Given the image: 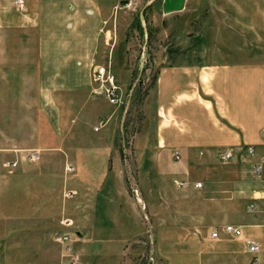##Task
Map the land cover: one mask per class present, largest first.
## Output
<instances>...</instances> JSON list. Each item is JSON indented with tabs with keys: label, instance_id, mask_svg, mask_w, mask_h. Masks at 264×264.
I'll return each mask as SVG.
<instances>
[{
	"label": "crops",
	"instance_id": "crops-1",
	"mask_svg": "<svg viewBox=\"0 0 264 264\" xmlns=\"http://www.w3.org/2000/svg\"><path fill=\"white\" fill-rule=\"evenodd\" d=\"M119 1L23 0L21 9L13 7L18 12L6 17L33 48H0V67L19 78L15 86L35 89V121L40 123L31 125L27 136L20 120L0 141V163H17L11 173L0 168V264H41L49 244L59 246L50 238L62 232L73 237L78 264L123 263L125 210L136 214L137 222L143 197L134 189L125 197L122 172L108 175L104 159L86 155L107 151L108 144L64 142L77 122L88 133L107 132L116 119L120 105L91 91L90 70L100 64L99 38L110 31L106 25L114 22ZM158 18L162 44L152 83V141L145 149L155 153L149 167L161 175L155 172L148 179L153 184L149 200L155 199L156 184L169 180L173 152L179 154L180 171L170 180L178 188H198L193 184L199 179L206 191H218L223 182L233 183L245 173L249 177L239 197L247 200L245 208L234 210L237 224L221 214L220 197L186 193L195 207L178 210L177 221L152 229L161 258L155 261L247 264L245 242L252 240L264 264V0H159ZM28 72L33 74L29 85ZM7 75L2 86H7ZM20 104L27 106L26 98ZM100 119L104 123L93 130ZM28 150L39 158L27 159ZM224 150L231 156L221 161L217 153ZM64 163L73 171L65 172ZM252 164L262 167L260 177L250 173ZM108 185L115 191L109 192ZM64 188L73 194L63 197ZM249 203L255 205L252 211L246 210ZM217 223L236 225L240 233L220 228L211 237L215 228L210 227Z\"/></svg>",
	"mask_w": 264,
	"mask_h": 264
},
{
	"label": "rangeland",
	"instance_id": "rangeland-1",
	"mask_svg": "<svg viewBox=\"0 0 264 264\" xmlns=\"http://www.w3.org/2000/svg\"><path fill=\"white\" fill-rule=\"evenodd\" d=\"M9 2L10 0H0V48H33V44H26L17 28H12L6 23L7 16L18 12ZM158 9L159 0H120L118 2L115 20L106 25L110 31L101 33L97 50V63H108L117 84L120 86L121 103L117 104L120 106L117 110L116 119L109 124L107 132L105 130L98 132L91 130V133H88L85 128L78 126L77 122L76 127L64 136V142L69 144H91L95 146L108 144L107 151H91L86 155H89V159L93 161L104 159L109 171L108 175H115L116 173L119 176L122 172L125 197L133 193L132 189L143 197L144 205H140V219L137 222V215L134 214L132 217L125 210L127 248L124 249V254L121 256V259L124 260L120 264H162L161 260L155 261V259L161 258L153 247L152 229L153 227L159 228L163 223L177 221L180 218L178 210L195 207L194 202L186 201L187 196L185 194L189 191L208 196L214 194L215 197H220L221 214L226 213L227 218L234 224L239 221L234 210H244L247 201L239 198L244 191L243 182L245 178L249 177L246 173L240 178H236L233 183L223 182L218 191L215 189L214 191H206L203 184L195 189H182L172 185L170 179L179 177L180 171L178 159L172 155L169 158L170 166L166 172L169 180L164 183L163 180L161 183H157V197L155 196L154 201L153 199H151L152 201L149 200L153 184L148 179L155 175L158 170L154 172V169L149 167L151 159L156 157L155 153L145 149L152 141V83L153 74L158 65V50L162 44L158 35L161 28ZM31 58L32 56H29V59ZM9 74L3 67H0L1 142L4 141L3 133L10 126L19 127L20 120H23V128L27 129L26 133H29L27 136H30L31 125L33 126L36 122L40 123V121H35V89L30 86L26 88L15 86L20 84L19 78L17 76L10 77ZM5 75L9 80H7V86H2ZM32 76L33 74L28 72L26 78L28 85L32 84ZM10 83L13 86H9ZM25 98L27 106L20 104ZM123 108V116H119L120 110ZM65 154L73 156L77 152ZM66 165L67 163H64V171L72 172L73 167L69 164L65 167ZM0 173L4 172L0 171ZM159 175L161 174L157 172L156 176ZM194 180L201 182L199 179ZM107 187L109 192L115 191L114 186L108 185ZM71 194H73L71 189L64 188L61 190L63 197H69ZM202 207L205 211L211 209L209 205H200L199 208ZM222 225L224 224L217 223L210 228L218 230ZM55 233L57 232L53 234ZM261 236L264 238V230ZM50 239L52 240V237ZM56 248L50 247L49 244V247L45 249V260L38 261V263L66 264L63 261L60 247L56 245ZM156 251L158 252V250ZM262 251L264 255V244Z\"/></svg>",
	"mask_w": 264,
	"mask_h": 264
},
{
	"label": "built area",
	"instance_id": "built-area-1",
	"mask_svg": "<svg viewBox=\"0 0 264 264\" xmlns=\"http://www.w3.org/2000/svg\"><path fill=\"white\" fill-rule=\"evenodd\" d=\"M12 5L16 9H21L23 5V0H12ZM90 78L92 82L91 91L95 94L102 95L109 104L117 105L121 103V92L119 91V86L115 81L114 75L110 70L109 64H93L90 70ZM104 120H98L96 126L93 127V130H97L102 124ZM245 151L247 154H251L253 149L250 145L245 147ZM24 156L29 160H34L38 158V152L35 150L25 151ZM218 158L221 161H226L230 158L231 152L228 150H224L217 153ZM173 157L178 159V152H173ZM16 166V160H4L0 163V168L4 171L10 173L12 169ZM250 173L256 177H260L262 173V167L259 164H252L250 166ZM173 182L177 186L183 185L182 181L173 180ZM194 187H199L200 182H195L193 184ZM261 196L264 199V179L261 185ZM255 208L254 203H249L246 205L247 211H252ZM222 231L225 233H229L231 235L237 236L240 233L239 227L232 224H224L221 226ZM217 234V229H214L211 233V237H215ZM53 241L57 243L61 248V255L65 260L66 264H77L79 261V257L77 253L74 251L72 242L73 237L66 233H57L53 236ZM246 250L250 254V258L247 264H260L257 252H258V243L256 241H246L245 242Z\"/></svg>",
	"mask_w": 264,
	"mask_h": 264
}]
</instances>
